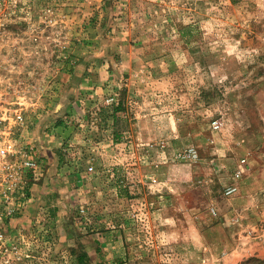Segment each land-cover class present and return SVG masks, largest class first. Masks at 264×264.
Listing matches in <instances>:
<instances>
[{
    "label": "rangeland",
    "instance_id": "obj_1",
    "mask_svg": "<svg viewBox=\"0 0 264 264\" xmlns=\"http://www.w3.org/2000/svg\"><path fill=\"white\" fill-rule=\"evenodd\" d=\"M0 4L40 157L24 264H264V0Z\"/></svg>",
    "mask_w": 264,
    "mask_h": 264
},
{
    "label": "built area",
    "instance_id": "obj_2",
    "mask_svg": "<svg viewBox=\"0 0 264 264\" xmlns=\"http://www.w3.org/2000/svg\"><path fill=\"white\" fill-rule=\"evenodd\" d=\"M2 12L0 4V18ZM19 103L0 98V264H24L31 257L23 247L25 233L20 225L24 224L20 222L33 197L29 187L40 157L38 145L25 137L32 122ZM236 189L231 187L228 193ZM39 232L38 237L44 238L42 233H50V229L46 226Z\"/></svg>",
    "mask_w": 264,
    "mask_h": 264
},
{
    "label": "crops",
    "instance_id": "obj_3",
    "mask_svg": "<svg viewBox=\"0 0 264 264\" xmlns=\"http://www.w3.org/2000/svg\"><path fill=\"white\" fill-rule=\"evenodd\" d=\"M44 137V136H43ZM42 142V139H41ZM44 143V141L42 142ZM40 147L42 149L43 155L45 156L44 163L46 164V167L48 169V174H54L59 170L60 166V157L58 153L50 148L48 145H41ZM47 159H49L47 161ZM261 187H264V167L260 169L259 171L253 173L248 180V188H251V190H248V192H254L255 189H259ZM42 199V198H41ZM249 254H256L255 250H250Z\"/></svg>",
    "mask_w": 264,
    "mask_h": 264
},
{
    "label": "trees",
    "instance_id": "obj_4",
    "mask_svg": "<svg viewBox=\"0 0 264 264\" xmlns=\"http://www.w3.org/2000/svg\"><path fill=\"white\" fill-rule=\"evenodd\" d=\"M119 109H120V104L116 107L114 106L115 113H117L119 111ZM115 117H117V116H115Z\"/></svg>",
    "mask_w": 264,
    "mask_h": 264
}]
</instances>
